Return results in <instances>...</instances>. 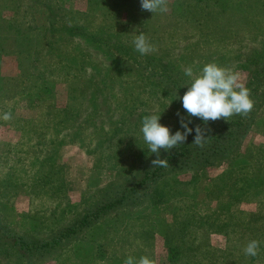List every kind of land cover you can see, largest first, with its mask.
<instances>
[{
    "label": "rangeland",
    "instance_id": "374dc122",
    "mask_svg": "<svg viewBox=\"0 0 264 264\" xmlns=\"http://www.w3.org/2000/svg\"><path fill=\"white\" fill-rule=\"evenodd\" d=\"M95 33L134 50L143 33L155 48L145 56L194 74L214 62L247 85L264 60V0H168L155 14L140 0H0V117H12L0 118V205L28 242L75 220L152 154L146 115L161 113L172 134L184 131L180 116L191 122L182 101L116 64ZM237 155L240 170L230 156L154 182L137 207L114 209L37 264H264V102ZM253 239L258 255L246 256ZM17 242H0V264H27Z\"/></svg>",
    "mask_w": 264,
    "mask_h": 264
},
{
    "label": "trees",
    "instance_id": "16d2710c",
    "mask_svg": "<svg viewBox=\"0 0 264 264\" xmlns=\"http://www.w3.org/2000/svg\"><path fill=\"white\" fill-rule=\"evenodd\" d=\"M58 11L57 8H50L49 18L56 19V12ZM70 31H73V28H70ZM89 37L91 40L99 42L107 48L112 47L113 49L110 50L116 64L123 67L127 66L128 68L131 67L129 69L137 73L146 74V79L154 77L157 84L165 88L173 100L176 101L177 99L181 101L179 97H182L187 91L188 85L186 84L190 83V78L174 65L161 63L151 57L141 55L125 43H121L108 36L101 37L95 33L90 34ZM24 44L25 41L22 45ZM22 52L25 51L24 49L22 51L21 48L19 53L21 54ZM246 86L250 89L251 98L254 101V108L248 116L234 115L229 121L220 119L208 121L207 123L200 118L191 117L189 127L193 131L187 136L184 144L178 145L169 151L163 149L160 151V158H167L169 161L167 168H153L151 161L156 158V154L152 153L123 183L106 191L99 202L88 207L75 220L58 228L47 238H38L28 242L23 236L17 237L16 231H10V226L1 212L0 205V242L13 243L18 239L17 246L19 247L16 249L22 260L28 261L27 264L41 263L49 255V252L52 251L51 253H54V251L60 249L62 244L72 240L79 234H84L85 231L90 230L97 221L111 213L114 209L116 210V208L126 204L130 207H137L136 205L142 203L143 199L152 192L154 182L170 176L173 172L177 173L186 171L187 169L195 170V167L199 169L208 164L219 163L224 158L230 156H233L234 160L231 159L229 162L237 165L235 166L237 170L242 169L241 162L239 161L238 163L235 160L239 156L237 154L239 153L244 130H247L248 122L254 110L264 102V60L259 62L254 70L251 71ZM197 125L202 129H207L205 132L207 137L203 147L192 143L196 135L195 127ZM236 155L237 157L234 158ZM246 169L248 170V168ZM234 190H236V187Z\"/></svg>",
    "mask_w": 264,
    "mask_h": 264
},
{
    "label": "clouds",
    "instance_id": "9594fccd",
    "mask_svg": "<svg viewBox=\"0 0 264 264\" xmlns=\"http://www.w3.org/2000/svg\"><path fill=\"white\" fill-rule=\"evenodd\" d=\"M140 2L142 10L153 14L168 11V0H140ZM133 45L141 55L150 54L155 50L143 33L134 38ZM184 72L190 78V83L186 84L188 85L187 91L179 99L190 117L200 118L207 123L220 119L229 121L234 115L246 117L252 112L254 101L251 98L250 89L242 82L238 72L214 62L205 64L198 74H194L192 67L185 68ZM177 116H180L179 112ZM0 118L10 120L12 117L10 113H4ZM160 118L161 113L146 115L141 127L148 151L156 154V158L151 161L153 168H167L169 161L167 158H160V151L162 149L169 151L184 144L187 136L193 131L188 126L190 121H185L180 116L181 127L184 131L177 130L172 134L168 126L160 123ZM206 131L207 129H202L197 125L192 143L203 147L207 137ZM259 247V241L250 240L244 248V254L255 257L258 255ZM124 264H154V262L147 256L140 257L139 260L128 256Z\"/></svg>",
    "mask_w": 264,
    "mask_h": 264
}]
</instances>
